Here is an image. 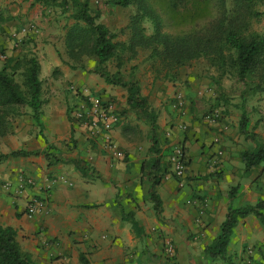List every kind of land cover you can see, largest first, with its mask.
I'll return each mask as SVG.
<instances>
[{
	"label": "crops",
	"instance_id": "0c3cea01",
	"mask_svg": "<svg viewBox=\"0 0 264 264\" xmlns=\"http://www.w3.org/2000/svg\"><path fill=\"white\" fill-rule=\"evenodd\" d=\"M33 2L0 0V9L18 10L21 5L25 10ZM29 19L38 26L27 45L39 64L42 125L25 105L11 119L9 133L0 138V153L39 152L0 163V225L15 230L19 250L35 264H81L80 256L90 264H264V227L253 213L233 227L222 257L207 251L220 234L229 206L243 208L264 199V162L246 170L242 161L244 151L261 143L247 138L248 129L241 133L240 116L222 113L224 104L207 96L215 90L206 89L212 86L205 78L209 67L177 70L170 79L157 77L142 64L132 75L147 109L157 116L161 147L182 145L185 156L184 186L179 187L172 174H163L156 186L160 198L156 213L149 198V123L128 105L127 94L122 96L125 88L120 91V86L107 84L86 66H72L63 50L65 39L58 50L61 42L54 44L52 31L41 28L36 10ZM15 53L9 51L8 60ZM4 62L0 60V69ZM68 84L88 86L118 102L122 120L111 137L122 158L87 140L75 125L68 111L77 99ZM176 94L183 99L181 106L174 105ZM236 101L230 109L236 108ZM260 125H255L256 133ZM73 159L87 162L89 169L83 173ZM20 174L32 176L35 185L18 190ZM31 196L45 198L48 205L29 217L25 211ZM167 239L174 249L170 257L164 250Z\"/></svg>",
	"mask_w": 264,
	"mask_h": 264
},
{
	"label": "trees",
	"instance_id": "16d2710c",
	"mask_svg": "<svg viewBox=\"0 0 264 264\" xmlns=\"http://www.w3.org/2000/svg\"><path fill=\"white\" fill-rule=\"evenodd\" d=\"M99 1L119 7H127L132 3L137 5L140 13L134 14L130 18L127 26L130 30V37L127 43L115 41L116 35L97 20L100 11L99 9L92 10L90 0H34L35 3H40L42 6L57 3L56 5L62 8L71 3L70 17L74 23L67 27L64 36L68 58L79 62V67L84 68L83 58L85 55L93 57L95 64L90 72L102 77L107 84L125 88L128 105L139 112L149 123L152 143L150 148L152 157L147 161L148 178L151 182L149 198L153 202L156 213H159L160 198L156 186L163 178L165 166L159 156V150L156 148L158 143L156 137L157 116L153 110L147 109L146 99L140 95V89L134 80V76H132L134 68L129 73V79H126L121 69L110 72L107 70L106 64L113 59L123 63L126 59L135 58L140 50L146 53L145 60L153 61V67L157 65L162 69L172 70L204 56L217 71L225 73L226 68H233L240 81L246 83L255 79L253 88L264 91V35L250 31L247 24H239L237 21L240 8L244 5L249 6L258 0H232L233 16H230L231 18L224 15L229 12L226 7L222 6L219 20L205 32L183 34H171L164 31L163 21L149 0ZM252 14L258 15L257 12H251ZM145 18L151 22V33H147L142 25V20ZM8 63L0 69V138L9 133L11 119L20 115L22 113L21 108L25 105L31 108L32 116L38 126L42 125L40 121L43 104L42 83L39 79L37 60L30 56L25 58L24 62H20L18 59H10ZM21 65H23L26 91L14 79V72ZM68 114L70 115V110ZM247 122V114L242 109L239 122L241 133H247ZM37 154L39 152L24 149L0 153V163L10 157ZM44 155L53 158L56 162L61 160V158L51 156L48 153H44ZM70 161L83 173L89 169L87 162L81 159ZM242 161L246 170L263 163L264 147L258 144L255 149L244 151ZM232 195L233 192L231 191L230 197ZM251 213L260 219L264 227V199H260L255 205H248L243 208L229 206L226 217L221 224L220 234L208 247V253L211 256L222 257L233 227L240 218ZM80 263L90 264L84 256H80ZM0 264H35L19 250L15 230L2 225H0Z\"/></svg>",
	"mask_w": 264,
	"mask_h": 264
},
{
	"label": "rangeland",
	"instance_id": "374dc122",
	"mask_svg": "<svg viewBox=\"0 0 264 264\" xmlns=\"http://www.w3.org/2000/svg\"><path fill=\"white\" fill-rule=\"evenodd\" d=\"M149 2L160 15L163 21V30L171 34L205 32L219 20L220 10L223 8L222 6L226 7L229 12L228 14H224L227 18L233 16L232 0H149ZM90 3L92 10L99 9L100 16L97 20L106 25L108 29L116 35L115 41L127 43L130 37V30L127 27L130 18L134 14L140 13L137 5L132 3L127 7L111 6L104 4L99 0H90ZM56 4L41 5V7L38 6L35 8V4L33 3L25 10H23L24 8L21 5H19L18 10L7 8V6L6 8L0 9V60L5 61V65L9 64V51L16 52V57L12 56L11 58L18 59L20 62H24L25 58L30 57L31 52L27 44L28 41L31 40L33 34L32 32L23 34L21 30L30 20L29 15L34 13L35 10L36 16L41 20V28L43 30L47 29L52 31L51 34H54L56 37V42L54 44L60 41V45L56 44V46L58 47V50L61 49L63 46L62 38L65 36L67 27L74 23V21L70 17L72 12L71 3H68L63 8ZM24 7H26V5ZM251 12H257L258 15H251ZM237 21L239 24H247L250 31L259 35H264V0H258L251 3L249 6H242ZM142 25L145 27L147 33L152 32V25L148 19H143ZM64 49L65 48H63V50ZM145 54L146 53L139 50L138 55L135 58L130 60L126 59L123 63H119V60L117 59L110 60L106 64V68L110 72H115L117 69H121L124 77L128 78V73H130L132 68H134L135 71L138 65L143 64V69L147 67L148 69L151 68L157 77H171L173 79L176 76L175 74L177 70L189 72L191 68L194 70L195 68H204L207 65L209 68L207 69V77L205 78L210 80L212 86L210 87L209 85H206V89L207 91H210L215 88L214 92L207 96H209L210 99H214L215 102L219 104H224L225 111H222V113H232L231 115L236 113L237 116H241L242 109H244L248 118L247 129L249 134L247 135V138L258 140L261 143L260 145L264 147V91H258L253 88L255 79L244 83L237 78L233 68H226L225 73H221L212 67L204 56L192 60L187 65L172 70H165L157 65L153 67V61L145 60ZM5 55L6 57H4ZM71 63L73 66L80 65L79 62L74 60H71ZM83 64L89 68V71L92 70L95 64L94 58L85 55L83 58ZM118 64L121 65L119 66ZM14 79L18 82L21 88L26 91L23 65L15 70ZM120 91H123L122 87ZM125 94L127 93L124 92L122 96ZM233 100H237L236 108L234 107L230 109L231 105L234 104L232 103ZM247 101H250V103L244 105ZM240 105L241 107H239ZM208 113H211V111ZM252 122H255L256 126H258L259 123L261 124L258 133L254 131L256 128L255 125L252 126ZM157 134L158 143L156 148L159 150V156L165 166L163 172L164 174L170 173L172 176L176 177L170 165L169 158L173 148L178 147L183 150V146L177 144L173 145L172 148L167 146L166 148H169V150L163 149L161 147V140H163V137H161L158 132Z\"/></svg>",
	"mask_w": 264,
	"mask_h": 264
},
{
	"label": "built area",
	"instance_id": "2783aa9c",
	"mask_svg": "<svg viewBox=\"0 0 264 264\" xmlns=\"http://www.w3.org/2000/svg\"><path fill=\"white\" fill-rule=\"evenodd\" d=\"M37 25L31 22L26 23L22 28V33H36ZM68 90L77 99L71 105L70 116L75 125L82 128L85 138L89 141L98 142L101 147L110 152L115 158H122L123 152L111 137V131L122 120V109L116 100L106 99L101 94L92 91L88 86H77L68 84ZM175 106H181L183 99L176 94ZM220 154V151H218ZM172 170L177 178L179 187H183L186 182V164L182 148H173L169 158ZM217 161V160H216ZM215 162V161H214ZM35 180L30 175L18 176V190H23L26 186H34ZM47 200L45 198L31 196L26 205V214L31 217L46 210ZM202 213V210L199 212ZM164 250L167 256L174 253L171 241L164 240Z\"/></svg>",
	"mask_w": 264,
	"mask_h": 264
}]
</instances>
